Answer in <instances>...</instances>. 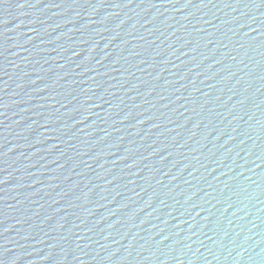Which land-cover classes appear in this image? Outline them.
I'll return each mask as SVG.
<instances>
[{
    "label": "water",
    "instance_id": "95a60500",
    "mask_svg": "<svg viewBox=\"0 0 264 264\" xmlns=\"http://www.w3.org/2000/svg\"><path fill=\"white\" fill-rule=\"evenodd\" d=\"M0 264H264V0H3Z\"/></svg>",
    "mask_w": 264,
    "mask_h": 264
},
{
    "label": "snow or ice",
    "instance_id": "6c2138e0",
    "mask_svg": "<svg viewBox=\"0 0 264 264\" xmlns=\"http://www.w3.org/2000/svg\"><path fill=\"white\" fill-rule=\"evenodd\" d=\"M3 2V0H0V3H2Z\"/></svg>",
    "mask_w": 264,
    "mask_h": 264
}]
</instances>
